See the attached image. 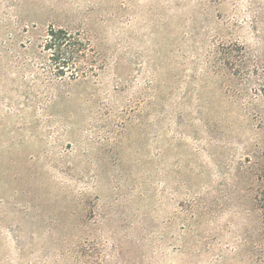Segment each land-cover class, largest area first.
<instances>
[{
	"label": "rangeland",
	"instance_id": "obj_1",
	"mask_svg": "<svg viewBox=\"0 0 264 264\" xmlns=\"http://www.w3.org/2000/svg\"><path fill=\"white\" fill-rule=\"evenodd\" d=\"M263 195L264 0H0V264H264Z\"/></svg>",
	"mask_w": 264,
	"mask_h": 264
},
{
	"label": "trees",
	"instance_id": "obj_2",
	"mask_svg": "<svg viewBox=\"0 0 264 264\" xmlns=\"http://www.w3.org/2000/svg\"><path fill=\"white\" fill-rule=\"evenodd\" d=\"M79 41V38L62 28L49 30L44 47L52 51L51 60L58 64L57 72L60 76L64 75V69L69 67L73 59H81L83 52H81L82 44ZM262 201L261 211L264 215V195Z\"/></svg>",
	"mask_w": 264,
	"mask_h": 264
}]
</instances>
